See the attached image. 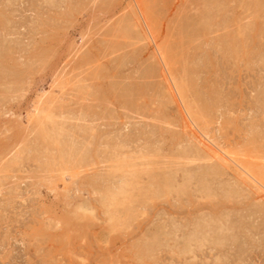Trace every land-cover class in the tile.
Here are the masks:
<instances>
[{"label": "rangeland", "instance_id": "obj_1", "mask_svg": "<svg viewBox=\"0 0 264 264\" xmlns=\"http://www.w3.org/2000/svg\"><path fill=\"white\" fill-rule=\"evenodd\" d=\"M0 264H264V0H0Z\"/></svg>", "mask_w": 264, "mask_h": 264}, {"label": "bare ground", "instance_id": "obj_2", "mask_svg": "<svg viewBox=\"0 0 264 264\" xmlns=\"http://www.w3.org/2000/svg\"><path fill=\"white\" fill-rule=\"evenodd\" d=\"M48 138H49V137H48ZM48 138H46V139H48ZM193 149H194V148H193ZM211 149H212V148H211ZM214 150H216V149H214ZM214 150H213V151H214ZM218 150H219V149H218ZM197 153H198V152H197ZM215 153H216V152H215ZM198 155H200V153H198ZM211 157H212V156H211ZM250 178H251V177H250ZM257 195H258V194H257Z\"/></svg>", "mask_w": 264, "mask_h": 264}]
</instances>
